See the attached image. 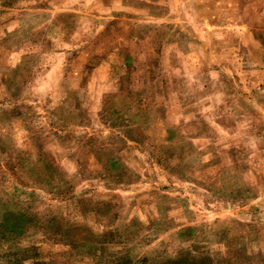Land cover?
<instances>
[{
    "label": "rangeland",
    "instance_id": "obj_1",
    "mask_svg": "<svg viewBox=\"0 0 264 264\" xmlns=\"http://www.w3.org/2000/svg\"><path fill=\"white\" fill-rule=\"evenodd\" d=\"M0 264H264V0H0Z\"/></svg>",
    "mask_w": 264,
    "mask_h": 264
}]
</instances>
